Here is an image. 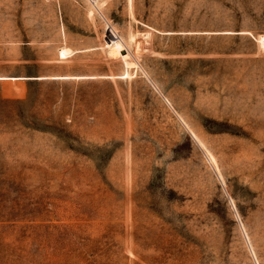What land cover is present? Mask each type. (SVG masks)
I'll return each instance as SVG.
<instances>
[{"label": "rangeland", "instance_id": "374dc122", "mask_svg": "<svg viewBox=\"0 0 264 264\" xmlns=\"http://www.w3.org/2000/svg\"><path fill=\"white\" fill-rule=\"evenodd\" d=\"M0 264H264V0H0Z\"/></svg>", "mask_w": 264, "mask_h": 264}, {"label": "bare ground", "instance_id": "6f19581e", "mask_svg": "<svg viewBox=\"0 0 264 264\" xmlns=\"http://www.w3.org/2000/svg\"><path fill=\"white\" fill-rule=\"evenodd\" d=\"M108 34L110 35V39L107 41V45L111 47V49L115 51V53H118L125 60L127 64H129L130 61L128 59L130 58L127 59L126 55L122 52L124 49V43L122 38L115 32V30L112 27L110 28ZM61 54L63 55L67 54L66 50L62 49Z\"/></svg>", "mask_w": 264, "mask_h": 264}]
</instances>
